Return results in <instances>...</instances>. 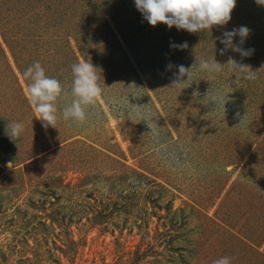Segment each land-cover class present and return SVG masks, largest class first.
I'll return each mask as SVG.
<instances>
[{
  "label": "rangeland",
  "instance_id": "1",
  "mask_svg": "<svg viewBox=\"0 0 264 264\" xmlns=\"http://www.w3.org/2000/svg\"><path fill=\"white\" fill-rule=\"evenodd\" d=\"M240 26L250 29L240 46L253 53L221 55L223 33ZM230 56L256 78L197 63L191 80L171 86L170 62ZM37 61L68 93L57 128L43 127L26 95L23 73ZM81 61L97 68L103 94L78 124L62 109ZM218 91L225 108L212 102ZM8 122L24 125L15 141ZM223 256L264 264V5L237 0L227 25L189 33L150 25L135 0H0V264Z\"/></svg>",
  "mask_w": 264,
  "mask_h": 264
},
{
  "label": "clouds",
  "instance_id": "2",
  "mask_svg": "<svg viewBox=\"0 0 264 264\" xmlns=\"http://www.w3.org/2000/svg\"><path fill=\"white\" fill-rule=\"evenodd\" d=\"M259 5H264V0H256ZM136 8L142 13L143 17L152 26L160 23L166 24L169 29L176 27L178 30H186L189 33H200L214 26H224L232 19V12L237 6V0H135ZM250 29L246 26L234 28L231 31H225L220 42L224 48L220 54L228 50L237 52L241 57H248L253 53V49H244L242 45L249 36ZM239 37V44L234 43V38ZM174 49H187L188 43L171 45ZM198 63L199 70L209 73H219L223 66H227L229 71L235 74V79L254 80L255 72L250 65L238 62L231 56L225 64L215 60L199 59L191 67L183 64L173 65L171 62L166 66L167 70L176 69L173 72L172 87L179 88L192 79V69ZM73 80L70 93L73 97L71 103L62 109V118L65 121H73L83 124L91 116V108L97 104L98 98L103 94V88L100 86V76L97 68L89 62H77L71 66ZM24 78L29 81L26 95L30 105L36 113V118L42 122L45 129L49 126L57 128L58 100L62 95H67L64 86L55 77L46 75L45 69L40 62H34L23 73ZM185 77L187 79H185ZM112 87V86H111ZM209 92L204 99L209 96ZM225 94L218 91L212 94V102L215 103V109L223 106L225 108ZM207 105V104H205ZM239 116V113H237ZM244 119V118H243ZM147 122V121H146ZM243 122V120H242ZM242 122L240 124H242ZM151 129L149 134L155 133L152 124L147 122ZM239 124V125H240ZM238 125V126H239ZM24 130L22 122H8L5 133L10 139L16 140ZM12 167L11 162L8 164ZM213 264H231V257L223 256L213 261Z\"/></svg>",
  "mask_w": 264,
  "mask_h": 264
}]
</instances>
